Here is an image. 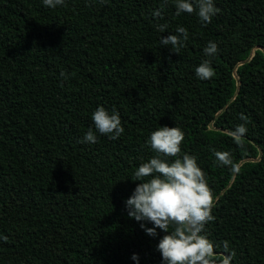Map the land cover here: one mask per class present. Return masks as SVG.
Segmentation results:
<instances>
[{"label": "trees", "instance_id": "1", "mask_svg": "<svg viewBox=\"0 0 264 264\" xmlns=\"http://www.w3.org/2000/svg\"><path fill=\"white\" fill-rule=\"evenodd\" d=\"M213 3L202 26L195 12L174 15L172 0H0V264H134L133 253L161 264L163 233L147 236L123 204L157 126L181 129L180 154L205 173L212 264H264V0ZM177 26L188 40L174 53L159 36ZM209 41L218 52L205 57ZM204 59L214 75L199 80ZM98 105L123 132L78 143Z\"/></svg>", "mask_w": 264, "mask_h": 264}, {"label": "clouds", "instance_id": "2", "mask_svg": "<svg viewBox=\"0 0 264 264\" xmlns=\"http://www.w3.org/2000/svg\"><path fill=\"white\" fill-rule=\"evenodd\" d=\"M168 0H164L167 4ZM65 0H41L49 9L63 6ZM174 15L192 14L202 26L207 25L219 11L213 0H172ZM162 7L151 13L153 19L162 17ZM166 24H155L159 33H164ZM188 40V32L177 26L174 33L159 36L160 47H167L177 53ZM171 51V50H170ZM205 57L217 54L215 42L209 41L202 49ZM214 75L208 59L194 68V76L199 80L210 79ZM59 76L67 79L61 70ZM92 127L78 143L94 144L97 135L115 140L123 132L119 113L111 112L98 105L91 113ZM247 131L243 124L235 126L231 135L235 141ZM184 133L177 127L157 126L151 131L144 144L154 155L141 162L132 173V181H138L130 195L123 201L126 214L138 222L139 228L149 237H155L157 229L163 235L155 245L161 264H212L209 260L212 248L203 234L205 224L213 220L212 200L207 187L205 173L197 165L196 157L181 153L180 144ZM217 166H227L235 170V164L228 152L214 151ZM171 158V159H170ZM146 224H150L147 227ZM3 239V237H0ZM130 259L139 264L138 256L133 253Z\"/></svg>", "mask_w": 264, "mask_h": 264}, {"label": "water", "instance_id": "3", "mask_svg": "<svg viewBox=\"0 0 264 264\" xmlns=\"http://www.w3.org/2000/svg\"><path fill=\"white\" fill-rule=\"evenodd\" d=\"M211 126V125H210Z\"/></svg>", "mask_w": 264, "mask_h": 264}]
</instances>
